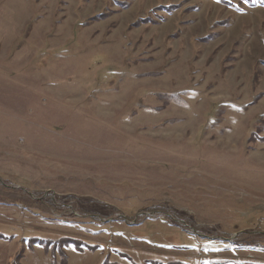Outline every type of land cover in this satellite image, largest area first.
Segmentation results:
<instances>
[{"label": "rangeland", "instance_id": "374dc122", "mask_svg": "<svg viewBox=\"0 0 264 264\" xmlns=\"http://www.w3.org/2000/svg\"><path fill=\"white\" fill-rule=\"evenodd\" d=\"M64 262L264 264V4L0 0V264Z\"/></svg>", "mask_w": 264, "mask_h": 264}, {"label": "trees", "instance_id": "16d2710c", "mask_svg": "<svg viewBox=\"0 0 264 264\" xmlns=\"http://www.w3.org/2000/svg\"><path fill=\"white\" fill-rule=\"evenodd\" d=\"M224 5H227V6H235V5H239L240 3H242V2H246L249 6H255V5H257V4H264V0H238L237 2H233V1H230V0H220ZM235 3V4H234ZM127 4L128 3H125V2H118V5L119 6H127ZM159 8H161V9H164L165 11H168L169 10V6H167V7H163V6H160ZM150 18L148 17V18H145V19H140L139 21L140 22H143V23H145V22H147L148 20H149ZM39 241H42V240H40L39 239ZM43 242V241H42ZM46 243H49L50 241H45ZM70 245H75L76 246V249H77V251L78 252H80L81 251V248L78 246L79 244H76V243H74V242H72L71 240H65L64 242H62L61 244H60V254H61V256L65 259L67 256H66V254L64 253V251H63V248L64 247H68V246H70ZM49 246H47L46 247V249L48 248ZM45 249V248H44ZM21 254V256H19V258L20 257H22V252L20 253ZM63 264H65V262L63 263Z\"/></svg>", "mask_w": 264, "mask_h": 264}]
</instances>
